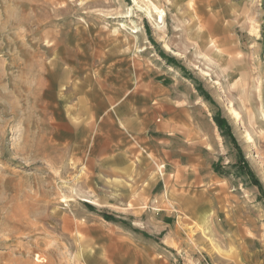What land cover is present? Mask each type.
Masks as SVG:
<instances>
[{"label": "rangeland", "instance_id": "374dc122", "mask_svg": "<svg viewBox=\"0 0 264 264\" xmlns=\"http://www.w3.org/2000/svg\"><path fill=\"white\" fill-rule=\"evenodd\" d=\"M0 264H264V0H0Z\"/></svg>", "mask_w": 264, "mask_h": 264}, {"label": "bare ground", "instance_id": "6f19581e", "mask_svg": "<svg viewBox=\"0 0 264 264\" xmlns=\"http://www.w3.org/2000/svg\"><path fill=\"white\" fill-rule=\"evenodd\" d=\"M152 5V7H153V9L154 10H156L157 11V14L159 15V18H162V16L164 15V12H163V10H159L155 5H153V4H151ZM209 43H210V46L211 47H213L212 45H216V43H215V41H213V40H209ZM217 48L216 47H214V51L215 52H217ZM219 51V50H218ZM218 55H220L221 54V52L219 53H217ZM222 55V54H221ZM243 85V84H242ZM245 86V85H244ZM243 89H245V87L243 88ZM234 112V114L238 117L239 116V114L237 113V112H235V111H233ZM39 259V261H40V258H38ZM44 260V259H43ZM38 261V260H37Z\"/></svg>", "mask_w": 264, "mask_h": 264}, {"label": "crops", "instance_id": "0c3cea01", "mask_svg": "<svg viewBox=\"0 0 264 264\" xmlns=\"http://www.w3.org/2000/svg\"><path fill=\"white\" fill-rule=\"evenodd\" d=\"M100 118V120L98 121V127L100 128V132H101V130H102V128H103V119L101 120V116H100V114H98V112H96V116H95V119L96 120H98ZM89 124H87V125H85L83 128H82V130L84 131V134H88L87 132L89 131ZM96 133H98V128H97V130L95 131V133H94V136H95V134ZM160 175H163V173L161 172L160 173Z\"/></svg>", "mask_w": 264, "mask_h": 264}]
</instances>
